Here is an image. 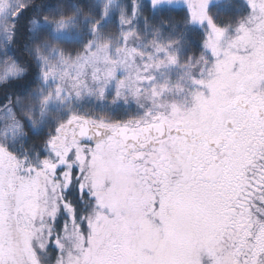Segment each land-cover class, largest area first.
Instances as JSON below:
<instances>
[{
  "label": "snow or ice",
  "instance_id": "1",
  "mask_svg": "<svg viewBox=\"0 0 264 264\" xmlns=\"http://www.w3.org/2000/svg\"><path fill=\"white\" fill-rule=\"evenodd\" d=\"M0 264H264V0H0Z\"/></svg>",
  "mask_w": 264,
  "mask_h": 264
},
{
  "label": "trees",
  "instance_id": "2",
  "mask_svg": "<svg viewBox=\"0 0 264 264\" xmlns=\"http://www.w3.org/2000/svg\"><path fill=\"white\" fill-rule=\"evenodd\" d=\"M87 107V106H86Z\"/></svg>",
  "mask_w": 264,
  "mask_h": 264
}]
</instances>
